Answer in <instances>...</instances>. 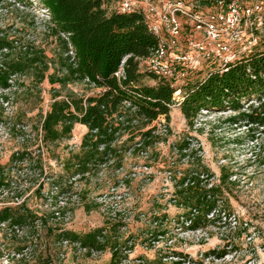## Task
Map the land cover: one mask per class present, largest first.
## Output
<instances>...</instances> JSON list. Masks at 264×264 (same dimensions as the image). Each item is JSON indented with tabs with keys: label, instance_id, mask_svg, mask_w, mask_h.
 Wrapping results in <instances>:
<instances>
[{
	"label": "rangeland",
	"instance_id": "obj_1",
	"mask_svg": "<svg viewBox=\"0 0 264 264\" xmlns=\"http://www.w3.org/2000/svg\"><path fill=\"white\" fill-rule=\"evenodd\" d=\"M50 27L49 13L39 0L0 1V37L22 39L43 50L50 60L48 74L58 68L61 53ZM259 40L264 43V33ZM16 78L11 89L0 91V164L10 174V187L0 190V210L25 201L42 219L22 227L0 225V264H109V249L88 253L77 243L62 241L59 234H84L114 223L126 245L121 264H264V164L263 154L257 156L259 145L264 146L262 128L224 123L235 114L231 110L201 111L190 128L179 107H173L170 129L163 117L154 124L162 139L153 148L158 157H148L151 149L149 155L127 156L119 170L109 163L88 177L72 179L62 162L79 149L87 128L76 124L70 139L47 145L36 128L55 98H86L100 90L85 83L51 85L48 78L39 83L32 73ZM183 139L198 150L216 183L221 168L231 174L229 194L236 221L224 217L217 227L187 231L173 220H155L164 213L170 218L179 213L170 203L174 188L169 168L183 170L194 160L173 149ZM17 152L28 155L9 163ZM59 174H64L63 193L52 184ZM242 222L249 224L248 231L237 239L230 228ZM223 248L228 253L222 258L205 256Z\"/></svg>",
	"mask_w": 264,
	"mask_h": 264
},
{
	"label": "trees",
	"instance_id": "obj_2",
	"mask_svg": "<svg viewBox=\"0 0 264 264\" xmlns=\"http://www.w3.org/2000/svg\"><path fill=\"white\" fill-rule=\"evenodd\" d=\"M18 1L24 3L27 0ZM39 1L49 13L51 34L60 42L58 68L48 74L50 60L43 50L22 39L0 37V91L11 89L18 83L16 77L28 73H32L39 83L48 78L51 85L65 87L85 83L100 90L98 95L86 98H55L36 128L45 145L70 139L76 124L87 128L79 149L62 162L64 172L70 173L72 179L88 177L109 163L119 170L129 155H149L162 141L154 124L163 117L170 129L173 107H179L190 128L195 127L201 111L231 110L235 114L224 123L238 125L243 122L264 131L262 40L229 64L227 70L204 63L175 83L144 67L143 61L155 48L157 38L141 13H122L114 0ZM126 57L123 76L117 77L115 74ZM3 99L7 100V97L3 95ZM245 104H248L246 109ZM125 136L127 138L123 140ZM190 145L183 139L173 149L184 158L192 157V163L183 170H177V166L169 168L174 188L170 203L179 213L171 218L164 213L155 220L166 223L173 220L187 231L217 227L224 217H233L236 221L229 194L231 174L221 168L216 183L214 173L202 164L198 150ZM258 152L257 156L263 154L264 164L263 145H259ZM25 155L28 154L17 152L9 163L24 161ZM152 155L158 157L156 149L148 157ZM41 161L40 158L39 167L43 171ZM6 169V165L0 164L2 191L10 187V174L5 173ZM63 176H54L52 182L60 193L64 192ZM69 182V188H72L73 182ZM37 219L42 217L38 218L25 201L17 207L0 210V225L22 227ZM225 224L230 225V222L225 221ZM248 226V223H236L230 231L240 239ZM118 231V225L114 223L84 234L64 231L59 237L62 241L79 244L88 253L109 249V264H121L122 248L126 245L120 240ZM227 253L223 248L209 250L205 256L219 259Z\"/></svg>",
	"mask_w": 264,
	"mask_h": 264
},
{
	"label": "built area",
	"instance_id": "obj_3",
	"mask_svg": "<svg viewBox=\"0 0 264 264\" xmlns=\"http://www.w3.org/2000/svg\"><path fill=\"white\" fill-rule=\"evenodd\" d=\"M114 1L122 13H141L157 38L145 69L175 83L204 63L227 70L264 33V0ZM126 60L117 77L123 76Z\"/></svg>",
	"mask_w": 264,
	"mask_h": 264
}]
</instances>
